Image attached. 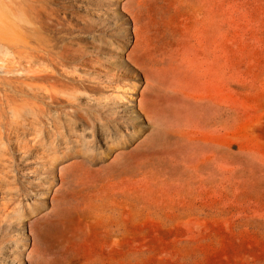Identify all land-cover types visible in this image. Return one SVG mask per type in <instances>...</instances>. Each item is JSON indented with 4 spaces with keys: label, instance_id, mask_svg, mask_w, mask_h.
<instances>
[{
    "label": "rangeland",
    "instance_id": "obj_1",
    "mask_svg": "<svg viewBox=\"0 0 264 264\" xmlns=\"http://www.w3.org/2000/svg\"><path fill=\"white\" fill-rule=\"evenodd\" d=\"M0 264H264V0H0Z\"/></svg>",
    "mask_w": 264,
    "mask_h": 264
},
{
    "label": "bare ground",
    "instance_id": "obj_2",
    "mask_svg": "<svg viewBox=\"0 0 264 264\" xmlns=\"http://www.w3.org/2000/svg\"><path fill=\"white\" fill-rule=\"evenodd\" d=\"M6 41V40H5ZM7 65V64H6ZM6 134V133H5ZM27 145V144H26ZM25 145V147L28 149V150H30V149H33V148H35V146H31V147H29L30 145H28V146H26ZM43 162V161H42ZM71 165L72 164H69V166H67V169L68 168H70L71 167ZM43 168H44V166H43ZM22 187L20 186V189H19V187L17 186L16 188H15V190H14V192L13 191H11V193L9 194L10 195V197H12V198H14V197H19V196H21L22 195Z\"/></svg>",
    "mask_w": 264,
    "mask_h": 264
}]
</instances>
